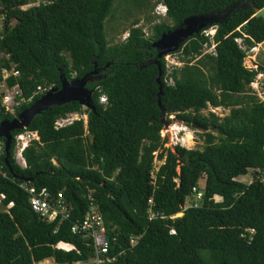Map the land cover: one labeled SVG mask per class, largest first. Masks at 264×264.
<instances>
[{
    "label": "trees",
    "instance_id": "1",
    "mask_svg": "<svg viewBox=\"0 0 264 264\" xmlns=\"http://www.w3.org/2000/svg\"><path fill=\"white\" fill-rule=\"evenodd\" d=\"M34 1L0 0V50L9 55L1 62L14 63L19 72L7 81L18 83L26 100L32 97L15 115L59 87L61 74L70 81L97 69L86 84L93 108L69 102L35 115L26 129L39 140L22 151L25 166L15 160V136L25 129L12 132L8 164L3 154L6 177L0 175V264L89 260L91 238L71 227L91 207L102 215L110 241L111 260L101 264H264V92L261 100L250 89L264 65L244 64L247 50L264 42V19L255 16L264 0L206 26H214L211 36L205 29L190 35L175 51L183 65L169 74L153 42L188 17L223 12L240 0H156L166 7L168 22L153 24L146 36L134 20L116 44L107 38V20L125 3L153 8L149 0ZM210 39L213 51L204 52ZM154 61L162 70L160 96ZM209 105L229 112L202 114ZM162 108L200 128L203 148H165ZM72 113L86 115V124L80 118L56 127ZM15 115L0 105V121ZM155 152L162 164L154 173ZM246 175L251 182L237 179ZM202 176L203 197L183 210ZM23 186L61 193L68 218L42 219ZM61 242L77 250L57 248Z\"/></svg>",
    "mask_w": 264,
    "mask_h": 264
},
{
    "label": "rangeland",
    "instance_id": "2",
    "mask_svg": "<svg viewBox=\"0 0 264 264\" xmlns=\"http://www.w3.org/2000/svg\"><path fill=\"white\" fill-rule=\"evenodd\" d=\"M48 1L49 0H35L34 3L31 5H37L39 3H47ZM149 1L152 6L154 5V7L153 8L150 7L143 10L134 7V4L132 2H129L127 4L126 3L122 4L117 9V11H115L112 19L107 20L106 22L107 38L111 44L123 42V40L128 36L129 29L131 28V25L134 20H137V26H140L143 29V32L146 36L151 35V26H153V24L159 23L161 21L168 22L167 17L161 15V10H162L160 9L161 3H156V0H149ZM249 3L250 0H241L242 5L247 6ZM27 7L28 6H25V8ZM3 18H4L3 16L0 17V27L2 26ZM148 18H150V20H148ZM209 25L211 24L209 23L205 25L202 29H205L206 26ZM198 26H199L198 22L196 24L189 25L191 30L195 29ZM214 30H215L214 26H211L208 29H205L203 32H208L210 34H213ZM238 42L240 43V40H238ZM242 47L245 48L243 45ZM203 50L204 52L213 51V43L211 39H210V44L206 45ZM164 60L166 63L168 74L171 72L172 68L180 67L183 65L179 55L176 54L175 51L165 54ZM244 64L248 68H256L258 65H262V66L264 65V42L257 44L256 46L247 50ZM167 80L169 83H172V80L170 78H167ZM254 82H255L254 87L250 85V89L252 92L256 94V96L259 99L262 100L263 92H264V74H258ZM82 107L85 108L84 106ZM211 110H214L215 114L218 115L219 117L225 116L229 112L228 109L218 106V107H212L210 109L209 107H207L203 109L201 113L207 115L209 112H212ZM71 116H81V115L73 113L71 114ZM162 123H163V129L161 131V137L164 140L165 148L174 149L176 145L185 147L187 149L203 148L204 146L203 135H202L203 131L200 128L186 125L178 118H176L175 115L167 116L166 114H164L162 116ZM154 154H155L154 157V173H155L158 167L162 164V161L157 159V152H155ZM15 160L21 166H25V161L22 157V154L21 153L19 154V150L17 148L15 149ZM154 173H153V177H154ZM237 179L245 183L252 181L251 175H246L240 178L238 177ZM197 187L200 191L203 192L205 187V176H202L198 180ZM194 199H196L195 195L187 198L184 206H182V209L184 210L185 208L189 207ZM214 200L216 202H220L222 198L219 196H214ZM1 208L2 206H1V198H0V209ZM182 214L183 213L180 212L178 213V215L176 214L175 216H181ZM50 261H53V259H48L45 262H50Z\"/></svg>",
    "mask_w": 264,
    "mask_h": 264
},
{
    "label": "built area",
    "instance_id": "3",
    "mask_svg": "<svg viewBox=\"0 0 264 264\" xmlns=\"http://www.w3.org/2000/svg\"><path fill=\"white\" fill-rule=\"evenodd\" d=\"M161 15H166V7L161 6ZM205 35L211 36L212 34L208 32H204ZM2 36L0 35V39ZM8 60L9 55L5 54L0 50V105L3 107L4 112H8L10 114L15 115L16 110L21 106L22 103L31 100L32 97L29 99H25L22 95V91L18 83L14 85L8 84V79L10 77L18 78L19 72L15 69L14 63H9L10 67H5L2 65V60ZM255 82L251 83V86L254 87ZM50 87L49 89H51ZM49 89L45 90L48 91ZM38 90L43 91L40 87ZM100 102L105 103L106 97L101 96ZM209 109L213 106H208ZM213 113L214 110H211ZM73 114V113H72ZM17 116V115H15ZM86 115L82 116H71V114L67 115L66 118H62L56 122V127H62L72 123L74 120H79L83 118L84 123L86 124L87 117ZM25 130L18 133L15 136V140L17 145H15V149L19 150V154H22V151L29 146V144L33 140H39V136L35 131H29L26 128ZM5 153V140L4 138L0 137V175L6 177V173L4 171V164H3V154ZM261 180L264 181V173L261 176ZM23 188L29 194V203L30 207L33 212L38 214L42 219L46 220L47 222H53L58 217H60V221L65 220L69 216L70 206L65 202L61 193H58L56 196L52 195L48 192L45 188L41 190H36L33 186H23ZM196 199L193 200V206L198 205V201L203 197V192L200 190H194ZM0 198L3 199L4 195L1 194ZM13 203H9L6 208L12 207ZM71 232L73 234H80L84 237L91 238V244L94 248V256L87 261H78L73 263H64V264H101L106 261H110L111 259L108 258L106 255L109 251L110 241L106 235V228L104 226V221L102 215L95 209L92 208L85 214L83 219L79 222H76L71 227ZM114 240V239H113ZM131 243H135V238H131ZM57 248L70 251V250H77L73 244L69 243H59L56 245ZM43 260L35 264H61L57 263L54 260L50 262ZM45 262V263H44Z\"/></svg>",
    "mask_w": 264,
    "mask_h": 264
},
{
    "label": "water",
    "instance_id": "4",
    "mask_svg": "<svg viewBox=\"0 0 264 264\" xmlns=\"http://www.w3.org/2000/svg\"><path fill=\"white\" fill-rule=\"evenodd\" d=\"M237 8L246 9L254 8L253 0L246 5L241 4V0L229 6L226 10L219 13H211L203 16L188 17L184 20L183 25L168 33L162 35V38L153 42L152 47L157 49V56L160 58L167 53L178 50L180 45L193 33L199 32L205 25L213 24L225 20L234 10ZM256 10V17H262L264 19V8ZM223 17V18H222ZM222 18V19H220ZM199 23V26L191 30L189 25ZM158 64L157 61H154ZM158 75L156 80L159 84L158 96L162 94V83L160 77L162 74L161 66L158 64ZM97 73V69L85 74L81 78H73L68 81L63 75H60V86L52 87L44 94H42L37 100H35L29 107L20 111L13 119H3L0 121V137L5 140V163L8 164L9 149L12 143V132L27 128L33 117L52 106L62 105L69 102H78L85 108H93L92 94L93 90L86 88V84L92 80V75ZM162 116L166 114L165 110L161 109ZM183 215V214H182Z\"/></svg>",
    "mask_w": 264,
    "mask_h": 264
},
{
    "label": "clouds",
    "instance_id": "5",
    "mask_svg": "<svg viewBox=\"0 0 264 264\" xmlns=\"http://www.w3.org/2000/svg\"><path fill=\"white\" fill-rule=\"evenodd\" d=\"M161 6H164L163 4H161ZM166 16V15H165Z\"/></svg>",
    "mask_w": 264,
    "mask_h": 264
}]
</instances>
